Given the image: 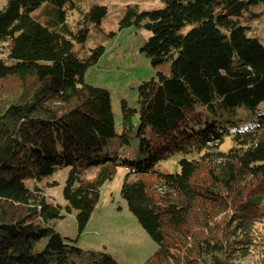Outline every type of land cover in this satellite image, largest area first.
<instances>
[{"label":"trees","instance_id":"1","mask_svg":"<svg viewBox=\"0 0 264 264\" xmlns=\"http://www.w3.org/2000/svg\"><path fill=\"white\" fill-rule=\"evenodd\" d=\"M121 1V27L143 23L142 51L154 66L172 64L139 86L137 108L123 100L120 133L110 92L84 79L97 57H77L31 16L76 0L0 7V264H120L51 227L62 207L31 184L67 168L63 194L79 234L122 168V196L158 244L145 264H264V45L242 25L264 0H162L144 12ZM108 12L93 6L86 16ZM173 159L178 171L161 169Z\"/></svg>","mask_w":264,"mask_h":264},{"label":"rangeland","instance_id":"2","mask_svg":"<svg viewBox=\"0 0 264 264\" xmlns=\"http://www.w3.org/2000/svg\"><path fill=\"white\" fill-rule=\"evenodd\" d=\"M141 12L154 8L165 7L162 0H136ZM4 0H0V7ZM124 4L121 0H76V5L70 2L63 6L43 3L31 13V16L50 28L51 31L63 34L66 43H72V52L81 59L97 61L89 66L84 75L86 82L106 88L111 95L112 109L115 115L117 133L121 131L122 102L131 108H137L139 86L158 73L167 76L171 74V61L157 66L151 63L142 48L148 41L150 33L141 25L134 24L122 28L120 17ZM93 6H106L108 14L97 22L86 16ZM64 9V15L60 10ZM255 13L254 18L247 20L242 17V25L246 27L248 37L258 38L264 45V5L259 4L247 12ZM64 16V19L61 18ZM69 28L75 35L68 33ZM191 26H187V31ZM82 38L80 30H85ZM100 54L97 56L96 54ZM6 54L0 51V56ZM135 126L139 124L138 116L134 118ZM161 169L178 171L175 160L163 161ZM69 169H61L34 184L41 187L49 200L62 207L63 217L52 220L51 227L63 238L76 241L83 251H99L112 255L120 264H145L155 254L158 244L139 223L137 217L129 210L127 201L122 196L126 171L120 169L117 175L108 180L101 189V197L91 219L82 234H79L77 212L68 211V201L63 190ZM48 238H42L34 243V252L43 250ZM254 257L243 261L252 263Z\"/></svg>","mask_w":264,"mask_h":264}]
</instances>
